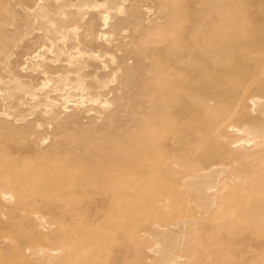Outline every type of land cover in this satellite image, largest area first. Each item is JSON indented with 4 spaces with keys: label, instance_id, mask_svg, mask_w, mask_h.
Instances as JSON below:
<instances>
[{
    "label": "rangeland",
    "instance_id": "obj_1",
    "mask_svg": "<svg viewBox=\"0 0 264 264\" xmlns=\"http://www.w3.org/2000/svg\"><path fill=\"white\" fill-rule=\"evenodd\" d=\"M263 46L264 0H0V264H264Z\"/></svg>",
    "mask_w": 264,
    "mask_h": 264
},
{
    "label": "bare ground",
    "instance_id": "obj_2",
    "mask_svg": "<svg viewBox=\"0 0 264 264\" xmlns=\"http://www.w3.org/2000/svg\"><path fill=\"white\" fill-rule=\"evenodd\" d=\"M186 10V6H184L183 12H185ZM106 17H108V14ZM105 24H107V21L105 22ZM198 51L199 50L194 49L192 44H187L183 39V47L177 58H172L168 53L164 54L165 57L163 58L159 57L161 58L159 62V70L161 73L159 75L160 87H165L166 83H168L170 86H175L177 91L176 93L181 98L184 108L191 104L188 102L189 100L193 102V100L202 99V97L200 96H203V94H205L204 90L214 84L213 82H211L214 81L211 74L213 73L215 66L202 59L198 54ZM262 74L264 75V63L262 62L261 54H259V56L257 57L253 56L251 58V61L245 60L244 62H242L241 67L237 70L235 76L232 77V79L238 86L242 84L249 85L250 83L255 82ZM46 84L47 83H43L44 86ZM41 87L43 86L41 85ZM211 89L208 90L211 91ZM245 107L246 100L244 99L240 105L239 112L245 113ZM150 184V187H153L155 185L154 182H150ZM43 219L44 218H42L41 221H43ZM229 254L231 256L236 255L234 254V250H230ZM236 256L239 257V255ZM240 260H242V258L239 257V261Z\"/></svg>",
    "mask_w": 264,
    "mask_h": 264
}]
</instances>
